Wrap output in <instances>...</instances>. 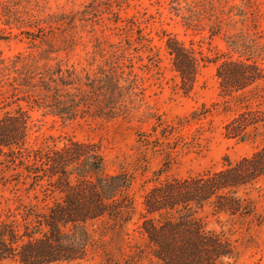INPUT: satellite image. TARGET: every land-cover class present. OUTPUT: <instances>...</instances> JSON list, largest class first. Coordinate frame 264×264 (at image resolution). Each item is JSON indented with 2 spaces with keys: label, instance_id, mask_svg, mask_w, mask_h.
Wrapping results in <instances>:
<instances>
[{
  "label": "rangeland",
  "instance_id": "obj_1",
  "mask_svg": "<svg viewBox=\"0 0 264 264\" xmlns=\"http://www.w3.org/2000/svg\"><path fill=\"white\" fill-rule=\"evenodd\" d=\"M4 1L19 8L24 19L19 22L23 30L0 21V35L7 36L0 39V50L6 56L53 50L52 57L83 76L119 71L137 83L135 94L125 90V109L116 117L88 113L62 120L30 109L31 145H62L69 139L90 142L101 146L106 173L125 169L135 174L130 189L136 204L133 221L114 229L108 218L89 221L87 259L59 264H125L140 249L144 251L140 264H155L141 223L145 195L159 177L222 170L229 161L264 147V100L257 101V91L249 94L250 110L260 116L249 129L250 137H227L225 126L236 109L227 111L222 105L217 76L225 58L255 59L264 68V0H0V12ZM139 29L151 42L141 39ZM167 34L194 46L207 60L189 92L174 70ZM232 40L239 42L237 48L231 46ZM6 95L0 88V105L9 100ZM20 166L7 165L0 157L3 215L9 207L22 212L29 205L47 212L60 195L45 182L34 188ZM161 169L167 170L160 175ZM240 194L254 207L249 221L207 213L209 226L232 240L238 258L230 264H264V176L244 186Z\"/></svg>",
  "mask_w": 264,
  "mask_h": 264
},
{
  "label": "trees",
  "instance_id": "obj_2",
  "mask_svg": "<svg viewBox=\"0 0 264 264\" xmlns=\"http://www.w3.org/2000/svg\"><path fill=\"white\" fill-rule=\"evenodd\" d=\"M1 7L0 21L11 29H22L19 22L24 19L19 8L9 1L2 2ZM138 31L141 39L151 42L141 29ZM5 37L0 35V39ZM230 43L239 46L235 40ZM166 46L183 89L189 92L207 60L194 46L171 34H167ZM52 53L20 52L8 57L0 50V88L9 99L0 105V157L7 165H21V173L34 188L45 182L60 195L47 212L29 205L22 212L20 207H9L3 215L0 208V264L8 260L15 264H59L87 259L89 221L108 218L113 229L123 228L136 215L130 194L135 174L125 169L106 173L101 146L90 142L69 139L62 145H31L34 124L30 109L62 120H75L88 113L116 117L125 109V90L135 94L137 83L119 71L83 76L76 68L63 66ZM217 76L222 105L227 111L236 109L225 126V135L247 140L249 129L260 121V116L250 110L249 94L257 91V101L264 100V68L255 59L225 58ZM195 115L197 112L192 113L197 120ZM262 176L264 147L237 162L229 161L222 170L183 178L159 177L145 195L141 223L155 264H230L236 260L238 252L232 240L225 232L212 229L206 215L225 214L248 222L254 207L240 190ZM143 253L140 249L124 263L140 264Z\"/></svg>",
  "mask_w": 264,
  "mask_h": 264
}]
</instances>
